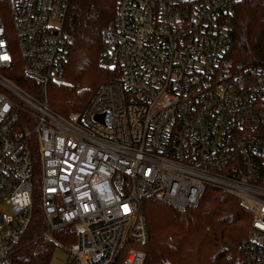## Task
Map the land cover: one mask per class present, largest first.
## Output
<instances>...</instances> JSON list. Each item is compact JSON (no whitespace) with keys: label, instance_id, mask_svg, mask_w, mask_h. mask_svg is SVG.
I'll return each mask as SVG.
<instances>
[{"label":"built area","instance_id":"obj_1","mask_svg":"<svg viewBox=\"0 0 264 264\" xmlns=\"http://www.w3.org/2000/svg\"><path fill=\"white\" fill-rule=\"evenodd\" d=\"M69 1L8 0L13 35L0 14V264H17L37 175L41 236L76 264H144L143 250H125L148 240L142 200L185 210L206 188L253 213L232 264H264V66L231 58L239 0H116L103 55L117 60L119 79L64 117L1 70L15 44L27 78L63 77ZM60 229L75 241L53 239Z\"/></svg>","mask_w":264,"mask_h":264},{"label":"trees","instance_id":"obj_2","mask_svg":"<svg viewBox=\"0 0 264 264\" xmlns=\"http://www.w3.org/2000/svg\"><path fill=\"white\" fill-rule=\"evenodd\" d=\"M115 5L116 0L69 1L63 29L73 41L60 80L45 86L30 80L22 72L18 53L4 70L5 76L31 96L45 99L61 116L83 112L101 84L119 79L117 60L103 55L104 29L113 19ZM5 6L11 12L8 0H0V10ZM233 22V61L264 66V0H239ZM142 208L148 240L144 245L129 242L125 250H143L144 264H159L162 259L171 264H232L253 220V213L238 197L214 188H206L198 204L185 210L176 209L159 195L144 198ZM44 230L36 205L13 255L15 263L48 264L55 245L41 236ZM52 234L63 246L75 241L73 231L60 229Z\"/></svg>","mask_w":264,"mask_h":264},{"label":"rangeland","instance_id":"obj_3","mask_svg":"<svg viewBox=\"0 0 264 264\" xmlns=\"http://www.w3.org/2000/svg\"><path fill=\"white\" fill-rule=\"evenodd\" d=\"M0 14L3 16L7 27L10 29V31H11V33L13 35L14 24H13V19L11 17V12H10L8 6L3 7L0 10ZM12 52L14 53V55L17 53V47H16L15 44L12 45ZM1 73L5 74L4 70H1ZM38 99L39 100H45V99H42V98H38ZM20 104L23 105V106H27V104L24 101H22V100H21ZM40 192H41V183H40L39 176L37 175V176H35V179H34L33 198L35 200V206L37 205V206H39V208H40V205H39L38 195L40 194ZM2 209H3V206L1 205L0 206V210H2ZM4 211L8 212L9 210H8V208H4ZM45 230L42 232V234L45 232ZM50 235H51V237L53 239L57 240L53 236V234H50ZM48 264H76V263H74L72 259H68L67 258V252L65 250H63L61 248L54 247L52 252H51V257L49 259Z\"/></svg>","mask_w":264,"mask_h":264}]
</instances>
